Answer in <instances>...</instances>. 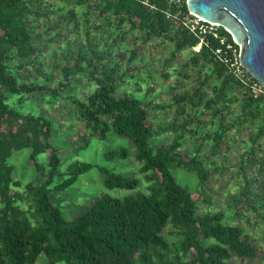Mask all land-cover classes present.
<instances>
[{
	"label": "trees",
	"instance_id": "obj_1",
	"mask_svg": "<svg viewBox=\"0 0 264 264\" xmlns=\"http://www.w3.org/2000/svg\"><path fill=\"white\" fill-rule=\"evenodd\" d=\"M87 1L74 0L80 4ZM98 1H91L92 8L99 9L108 20L111 14L116 19V26L127 22L130 28L141 32L144 42L156 39L169 41L173 53L186 49L192 51L199 42V38L181 23L165 17L167 10L175 13L178 9L165 0H149L155 8L138 0ZM41 2L0 0V264H30L40 253H45L49 264L60 261L66 264H240L233 260V256L257 258L260 244L254 242L237 223L224 222L222 211L198 212L201 190H188L176 181L171 172L172 165L195 171L199 189L207 186L208 170L201 159L205 156L200 158L201 143L189 155L179 152V140L183 135L180 131L166 144L153 145L150 142L161 130L177 131L180 126L182 131H190L186 121L175 124L174 119L171 125H153L149 121L150 109L163 106L151 100L141 101L125 92L117 94V66L114 63L102 64L96 46L91 50L94 56H88L84 51L86 48L78 46L81 49L75 52L77 57L73 64L64 65L59 70V80L53 72H46L42 81L31 77L26 79L19 73L23 67L21 64L25 68L28 65L36 68L33 60H37V42L41 34L35 22L41 17V10L45 12ZM73 7L70 4L68 9L66 6L60 8L65 14L63 11L62 18H57V30L65 17L79 26L76 21L78 13ZM180 11L182 14L188 12L185 2ZM220 32L231 39L222 27ZM53 40L55 38L50 36L49 41ZM216 43L210 40L212 47ZM134 57L133 49L129 59ZM190 59L193 64L200 60L207 62L215 69L217 79L212 87L213 97L204 101L205 108L216 106L214 114L221 113L217 103L222 99L226 103L223 105L228 107L230 99L225 96L226 89L232 86L242 89L238 118H250L257 124L250 136L249 150L242 152L239 161L245 177L244 185L238 196L230 199H235L236 204L249 209L264 222V176L259 181L256 177L249 178L246 173L247 167L258 164V174L264 175V163L258 160L260 157L256 153L258 141L264 137V96L254 97L240 81L227 74L224 64L213 60L208 47L202 45L198 52L192 51ZM41 68L43 65L39 63L37 71ZM81 72L95 84V88L83 98L70 92L77 83L74 76ZM199 81L201 85L193 93L182 92L175 97L176 101H182L177 103L181 110V103L187 98L192 100L196 97L198 103H202L200 89L206 81L205 78ZM53 82L59 84L51 89ZM61 91L66 93L63 95L67 106H71L68 108L70 114L75 112L77 120L87 131L77 132L71 143L78 149L88 143L90 136L103 139L111 129L128 137L136 146L135 159L140 163L139 172L148 182L147 192L137 191L122 198L103 194L78 216L72 219L64 217L49 197L54 177L66 175L53 185V190L60 191L94 164L77 161L60 172L61 154L51 141L54 121L46 114L24 109L21 105L23 100L35 103L38 98L49 102ZM230 125L219 121L211 134L206 135L215 149L224 144V134ZM22 148L30 150L28 158L36 169L44 171L39 181L23 186L13 176V166L8 162L10 155ZM42 155L46 158L43 165L38 160ZM105 155L107 158L125 157L127 150L111 149ZM100 169L105 174L104 185L108 188L135 189L139 185L137 177ZM206 200L208 202L207 197L202 198L205 203ZM167 227L172 228L173 240L164 235Z\"/></svg>",
	"mask_w": 264,
	"mask_h": 264
},
{
	"label": "rangeland",
	"instance_id": "obj_2",
	"mask_svg": "<svg viewBox=\"0 0 264 264\" xmlns=\"http://www.w3.org/2000/svg\"><path fill=\"white\" fill-rule=\"evenodd\" d=\"M91 1L97 3L98 0H88L86 4L81 3L82 5L71 0L70 4L78 13L76 21L79 22V26L74 25L73 20L67 21L65 17L57 30L55 27L56 20L59 17L62 18L63 10L59 9V12L51 13V0H42L41 5L45 12L41 10L42 15L35 22V26L38 27V32L41 34L40 41L37 42V60H33V65L36 68L31 65L25 68L24 64H21L23 67L19 69V73L26 79L31 77L42 81L46 72H53L59 80V70L64 65L73 64L77 57L75 52L81 49L78 46L81 45L86 48L84 51L87 52L88 56L95 55L94 53L91 54V50L96 46V50L100 52L102 57V64L114 63L117 66V94L125 92L141 101L151 100L155 104L159 103L163 106V108L150 109L149 121L153 125H159V123L171 125L173 122L177 124L186 121V127L190 131H186V129L182 131L180 126H178L177 131L173 129L161 130L159 134L152 137L150 142L153 145L166 144L180 131L183 135L179 140V152L189 155H192L196 145L201 143L203 147L200 158L205 156L201 159L204 160L208 170V185L199 189L197 173L183 167L172 165L170 167L172 174L183 187L192 192H200L201 190L200 196L202 198L207 197L208 202L206 200V203L202 201V198L200 199L198 212L222 211L224 222L237 223L246 234L250 235L254 242L260 244L261 250L257 258L233 256L234 261L240 264H264L263 220L256 217L249 209L236 204L235 199H230L233 196H238L241 187L244 185L245 177L239 167V161L242 152L249 150L250 136L255 131L257 124L250 118L245 120L238 118L243 96L242 89L233 86L226 89L225 96L230 99L228 107L223 105L226 103L222 99L221 102L217 103L218 111L221 113L214 114L216 106L205 108L204 104V101L213 97L212 87L216 84L217 79L215 69L212 68L211 64L201 60L197 64H193L190 59L193 50L186 49L173 53V46L169 41L156 39L144 42L140 31L130 28L127 22L116 26V19L111 14H109V20L102 16L99 9L92 8ZM65 2L67 3V1ZM53 3L59 5L61 2L60 0H53ZM47 27L50 29L47 30ZM97 27L99 29H96ZM50 36L55 38L53 42L49 41ZM133 49L135 57L130 60L129 57ZM39 63L43 65V68L38 72ZM74 78H76L77 83H74L75 86L71 87L70 92L80 95V98L95 88V84L89 82L83 72ZM204 78L206 82L200 89V93H203V104H199L196 97L192 100L187 98L181 103V110L177 103L182 101H176L175 97L182 92L193 93L201 85L199 79L203 80ZM58 84V82H53L51 89ZM63 94L66 93L61 91L57 98H51L49 102H44V99L39 98L36 99L35 103L30 102V100H23L21 105L24 109H32L35 112L46 114L54 121V134L51 141L58 147L61 154L60 172L66 171L69 164L77 161L94 164V167L82 172L76 181L60 191L53 190V185L62 181L66 175L58 174L54 177L49 197L61 209L64 217L72 219L78 216L103 194L122 198L126 195H133L137 191L147 192L148 182L139 172L140 163L135 159L136 146L128 137L117 134L111 129L103 139L90 136L88 143L78 149L76 145L71 143L70 140L76 138L77 132L87 133V131L83 123L77 120L75 112L73 115L70 114L68 108L71 106H67L68 103ZM174 119L176 121H173ZM219 121L231 125L224 134V144L215 149L206 135L211 134L212 130L218 126ZM201 136L202 139L199 140ZM258 142L256 153L260 157L258 160L264 163V137ZM111 149H125L127 155L125 157L107 158L105 152ZM29 152L28 148H22L13 152L8 158L9 164L13 166V176L22 183V186L43 178L44 171L36 169L28 158ZM38 160L41 164L44 163L46 161L45 155L40 156ZM257 166L258 164L247 167L246 173L249 178L256 177L257 180L261 181L264 175L258 174ZM100 168L137 177L140 180L139 185L135 189L108 188L104 185L105 174ZM171 229L167 227L164 230V235L168 240H173L175 237ZM30 264H49L48 257L45 253H40L36 260ZM57 264L66 263L60 261Z\"/></svg>",
	"mask_w": 264,
	"mask_h": 264
},
{
	"label": "water",
	"instance_id": "obj_3",
	"mask_svg": "<svg viewBox=\"0 0 264 264\" xmlns=\"http://www.w3.org/2000/svg\"><path fill=\"white\" fill-rule=\"evenodd\" d=\"M188 11L240 45V64L264 87V0H186Z\"/></svg>",
	"mask_w": 264,
	"mask_h": 264
},
{
	"label": "built area",
	"instance_id": "obj_4",
	"mask_svg": "<svg viewBox=\"0 0 264 264\" xmlns=\"http://www.w3.org/2000/svg\"><path fill=\"white\" fill-rule=\"evenodd\" d=\"M140 3L155 8L149 0H138ZM167 4L175 5L178 7L177 11L173 13L167 10L165 17L179 22L183 27L187 28L190 32L199 38V42L192 49L198 52L202 45L210 49V53L215 62L222 63L227 69V74L240 81L247 90L253 94L254 97L260 95L264 96V87L257 81L239 62V48L240 45L236 43L230 36L229 39L225 34L220 32V26L214 23L206 22L202 18L188 11L182 14L180 11L181 5L186 0H165ZM217 41L216 46L210 45V40Z\"/></svg>",
	"mask_w": 264,
	"mask_h": 264
},
{
	"label": "crops",
	"instance_id": "obj_5",
	"mask_svg": "<svg viewBox=\"0 0 264 264\" xmlns=\"http://www.w3.org/2000/svg\"><path fill=\"white\" fill-rule=\"evenodd\" d=\"M65 1H68V0H60L61 3L59 5H54L55 3H53V0H51V5H50L51 13L59 12V9L64 6H66L65 9H68L70 7V3L68 2L67 4Z\"/></svg>",
	"mask_w": 264,
	"mask_h": 264
}]
</instances>
